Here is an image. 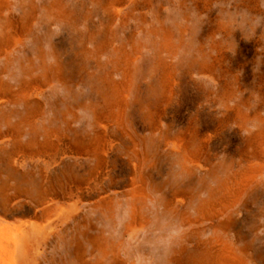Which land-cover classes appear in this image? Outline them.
<instances>
[{"label":"rangeland","instance_id":"rangeland-1","mask_svg":"<svg viewBox=\"0 0 264 264\" xmlns=\"http://www.w3.org/2000/svg\"><path fill=\"white\" fill-rule=\"evenodd\" d=\"M9 3L4 16L21 20L29 6L36 15L24 44L9 60L0 56V79L17 93L23 58L43 50L48 65L63 64V80L42 86L34 124L43 135H60L68 151L76 149L72 141L94 140L107 150L96 170L95 157L75 151L61 169L42 163L35 178L45 169L53 180L60 173L67 177L66 207L76 200L79 183L84 179L79 187L86 189L90 181L82 209L86 205L85 214L121 246L127 264H180L176 257L183 250L193 255L210 240L230 245L248 264H264V0ZM54 7L63 15L49 18ZM109 76L119 85L127 82L126 100L115 103L113 118L99 122ZM10 102L0 110L5 135L10 123L3 116L14 113L17 123L25 110ZM178 140L194 156L191 170L177 152ZM250 169L256 178L236 202L201 216L203 202L224 194L225 185L236 187ZM140 186L146 202L139 212L148 222L131 227V193ZM105 196L113 198L114 219L89 207ZM22 211L15 217L32 208ZM70 238L63 254L74 264ZM53 246L47 253L52 262ZM90 248L88 260L95 258Z\"/></svg>","mask_w":264,"mask_h":264},{"label":"bare ground","instance_id":"bare-ground-1","mask_svg":"<svg viewBox=\"0 0 264 264\" xmlns=\"http://www.w3.org/2000/svg\"><path fill=\"white\" fill-rule=\"evenodd\" d=\"M9 8V0H0V56L4 54L7 60L10 59L12 51L24 44V38L32 34L36 15L35 8L29 6L28 10L25 9V18L11 19V16L3 14ZM62 15L59 7L49 8V18ZM46 61L47 56L43 50L34 58H23L22 83L17 93L12 92L9 83L0 79V110L6 104L12 103L10 101H13V104L21 102L25 106L24 114L17 123H13L15 114L12 112L3 116V121L10 123V134H2L3 129L0 128V264H68L63 254V244L67 243L69 234L77 258L74 264H127L122 258L121 246L106 236V231L97 228L95 218L85 214L86 205L82 209L85 190H90V181L84 189L79 187L84 179L81 181L78 176L72 175L81 183L78 189L74 190L77 193H73L76 200L70 207H66L68 186L64 179L67 177H62L60 173V176L57 175L56 180H53L45 169L40 175L41 180L35 178V170L42 163H51V166L61 169L66 164V156L74 154L75 151L79 155L85 153L95 157L98 160L96 170L105 162L107 153V150L100 148V140L88 142L86 145L72 141V146L76 149L68 151L60 144L63 141L60 135L51 132L43 135L40 128L34 124L33 103L38 104L35 100L42 93V86L50 85V82L55 80H63V64L53 66L48 65ZM126 76L128 79V72ZM125 83L119 85L112 76L107 77V88L103 94L107 106L105 111L98 113L99 122L113 118L116 102L122 103L119 106H123L126 100ZM29 133L31 136L26 138ZM177 142V152L182 155L186 170H191L189 164L195 161L194 156L189 152L188 144L183 140ZM254 178V170L250 169L236 181V187L228 188V185H225L224 194L221 195L220 192L218 197H212L200 205L201 216L217 214L228 203L236 202L254 182ZM131 195L135 202L131 207L130 225L143 226L148 222L146 216L139 212L144 208V201L146 202L144 188H136ZM112 200V196H105L96 203H91L89 207L92 212L99 210L106 218L114 219ZM26 206H30L32 211L23 213L22 217H15L16 213L24 212L22 210ZM11 217H15V220L9 221ZM52 244L57 255L54 262L47 260V253ZM88 246L91 247L92 254H95L94 259H87ZM183 251L176 257L180 264H248L246 258L230 245L219 244L216 240L200 242L197 252L193 255Z\"/></svg>","mask_w":264,"mask_h":264}]
</instances>
